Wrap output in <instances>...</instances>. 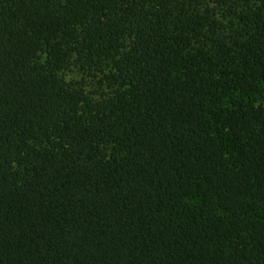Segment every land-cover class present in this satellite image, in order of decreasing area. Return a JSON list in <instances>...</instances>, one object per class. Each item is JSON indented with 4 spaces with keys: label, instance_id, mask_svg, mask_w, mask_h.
Segmentation results:
<instances>
[{
    "label": "trees",
    "instance_id": "trees-1",
    "mask_svg": "<svg viewBox=\"0 0 264 264\" xmlns=\"http://www.w3.org/2000/svg\"><path fill=\"white\" fill-rule=\"evenodd\" d=\"M0 264H264V0H0Z\"/></svg>",
    "mask_w": 264,
    "mask_h": 264
},
{
    "label": "rangeland",
    "instance_id": "rangeland-1",
    "mask_svg": "<svg viewBox=\"0 0 264 264\" xmlns=\"http://www.w3.org/2000/svg\"><path fill=\"white\" fill-rule=\"evenodd\" d=\"M113 74L114 66L111 61L103 60L92 67H83L75 60L61 76L66 81L78 82L85 88L91 100L101 101L112 97L117 88L111 84Z\"/></svg>",
    "mask_w": 264,
    "mask_h": 264
}]
</instances>
